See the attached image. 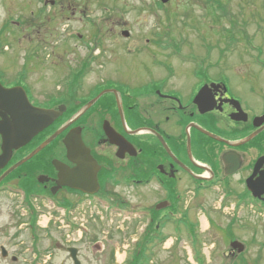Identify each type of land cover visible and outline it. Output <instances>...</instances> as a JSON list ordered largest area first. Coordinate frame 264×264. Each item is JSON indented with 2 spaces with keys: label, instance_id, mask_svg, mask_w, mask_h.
I'll use <instances>...</instances> for the list:
<instances>
[{
  "label": "flooded vegetation",
  "instance_id": "af4514ba",
  "mask_svg": "<svg viewBox=\"0 0 264 264\" xmlns=\"http://www.w3.org/2000/svg\"><path fill=\"white\" fill-rule=\"evenodd\" d=\"M173 2L154 0L152 9L171 11ZM236 31L229 30L226 48L236 44ZM117 35L135 40L127 29ZM242 35L247 36L245 30L237 36ZM152 36L145 44L113 45L112 62L101 63L99 76L89 74L96 61L90 56L62 81L58 97L36 86L42 82L30 76L26 64L19 72L16 60H0V131L30 105L45 111L65 107L50 127L0 165V194L11 191L23 209L36 215L57 205L62 209L52 213L72 222L84 201L130 214L127 197L138 195L140 215L134 220L142 224L138 242L147 254L171 238L173 244L189 243L199 259L206 248L204 233L214 228L221 236H210L214 248L226 237L230 248L223 256L239 259L246 248H232L234 242L242 243L232 230L235 214L225 227L218 219L231 202L234 210L246 207L256 217L264 215V60H223L222 49L215 61L210 50L203 60L176 61L167 31ZM103 48L97 40L92 50L101 53ZM2 53L0 49V57ZM7 90L15 93L8 96ZM57 132L50 144L15 168ZM3 143L0 132V156ZM87 156L95 163L96 181L80 184L84 190L60 184L55 161L76 169ZM217 195L219 206L200 202ZM64 209L68 215L61 213ZM199 214L205 216L207 230H202ZM22 216L29 226V213ZM59 228L66 243L74 242Z\"/></svg>",
  "mask_w": 264,
  "mask_h": 264
},
{
  "label": "rangeland",
  "instance_id": "374dc122",
  "mask_svg": "<svg viewBox=\"0 0 264 264\" xmlns=\"http://www.w3.org/2000/svg\"><path fill=\"white\" fill-rule=\"evenodd\" d=\"M153 1L0 0V49L5 53L0 60H16L19 72L26 64L30 76L42 82L36 86H45L46 94H55L54 97H58L62 81L90 56L96 61L91 63L89 74L99 76L101 63L112 62L113 45L145 44L153 32L167 31L170 49L178 55L172 60H203L210 50V59L215 61L222 49L223 60H251L255 56L264 60V0H174L171 11L158 13L152 9ZM121 29L133 33L135 40L118 36ZM230 29L237 30V41L226 48ZM244 30L247 36L239 38L237 35ZM96 39L104 45L101 53L92 50ZM247 39L252 41L250 47ZM127 199L128 212L139 217L140 197ZM220 199L219 195L209 196L200 202L215 207L221 203ZM234 206L233 202L228 203V213L221 214L218 220L225 227L235 214L237 223L232 230L246 248L243 257L234 260L223 256L230 248L226 237L220 238L215 249L210 236L219 237L220 232L212 228L204 233L206 248L203 256L198 257L200 261L191 253L189 243L173 244L170 238L148 254L152 264H264V215L256 217L248 208L234 210ZM82 211L83 215L79 211L76 218L90 225L92 236L75 245L81 264H122L125 256L124 264H128L137 250L132 241L140 237V220L130 223L114 218L110 226L95 211L87 207ZM23 213L27 211L11 191L0 194V264H74L68 251L74 245L65 242L60 224L52 223L48 230L39 229L35 240ZM199 217L202 230H207L205 216ZM96 244L101 247L98 252H94ZM2 247L9 252L6 258L2 256Z\"/></svg>",
  "mask_w": 264,
  "mask_h": 264
},
{
  "label": "water",
  "instance_id": "95a60500",
  "mask_svg": "<svg viewBox=\"0 0 264 264\" xmlns=\"http://www.w3.org/2000/svg\"><path fill=\"white\" fill-rule=\"evenodd\" d=\"M167 2V0H163ZM128 36V33H124ZM12 93H15L14 90H7L6 95L11 96ZM103 94H101L96 99L92 100L87 108H90ZM86 108V109H87ZM65 111V107H61L59 110L55 109H46L39 110L33 108L31 105L29 108L24 110V112H19L15 117V122L13 125L7 126L5 130L0 131L3 135L4 143H3V155L0 156V165L5 166L7 161L11 157L13 150L18 149L25 144H27L34 136H36L40 131L44 130L51 126L60 116L63 115ZM85 111V109L83 110ZM61 132H57L51 138H49L46 143H44L40 148L34 151L31 155L25 158L22 162H20L15 168L24 164L28 160H30L33 156H35L38 152H40L44 147L50 144ZM74 140V139H73ZM69 150H73L75 147H71L68 143ZM93 159L89 156L86 158H82L79 162V167L76 169H69L64 164L55 161V165L57 170L59 171L60 184L69 185L73 188L83 189L80 184L82 183H94L96 181V171L93 170L94 166ZM14 168V169H15ZM86 191V190H85ZM233 249L239 250V252H244V245L240 242H234L232 245ZM2 256L8 257L9 252L5 247L1 248ZM69 253L71 259L74 264H81L78 253L79 250L75 247H71L69 249Z\"/></svg>",
  "mask_w": 264,
  "mask_h": 264
},
{
  "label": "trees",
  "instance_id": "16d2710c",
  "mask_svg": "<svg viewBox=\"0 0 264 264\" xmlns=\"http://www.w3.org/2000/svg\"><path fill=\"white\" fill-rule=\"evenodd\" d=\"M29 224L31 231L33 233V237L37 240V215L34 212H30ZM150 261V256L147 254V248H144L141 243L138 244L137 250L135 252L134 257L129 261L128 264H148Z\"/></svg>",
  "mask_w": 264,
  "mask_h": 264
},
{
  "label": "built area",
  "instance_id": "2783aa9c",
  "mask_svg": "<svg viewBox=\"0 0 264 264\" xmlns=\"http://www.w3.org/2000/svg\"><path fill=\"white\" fill-rule=\"evenodd\" d=\"M80 222V221H79ZM82 225H84L85 224V222L83 221V222H80Z\"/></svg>",
  "mask_w": 264,
  "mask_h": 264
},
{
  "label": "bare ground",
  "instance_id": "6f19581e",
  "mask_svg": "<svg viewBox=\"0 0 264 264\" xmlns=\"http://www.w3.org/2000/svg\"><path fill=\"white\" fill-rule=\"evenodd\" d=\"M122 262L124 261V259L121 260Z\"/></svg>",
  "mask_w": 264,
  "mask_h": 264
}]
</instances>
